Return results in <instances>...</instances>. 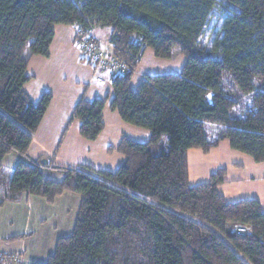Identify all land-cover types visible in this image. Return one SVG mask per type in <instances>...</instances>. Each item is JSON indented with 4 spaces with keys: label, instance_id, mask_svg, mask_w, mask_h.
Wrapping results in <instances>:
<instances>
[{
    "label": "trees",
    "instance_id": "obj_1",
    "mask_svg": "<svg viewBox=\"0 0 264 264\" xmlns=\"http://www.w3.org/2000/svg\"><path fill=\"white\" fill-rule=\"evenodd\" d=\"M215 7L221 26L202 44ZM60 24L85 35L111 30L110 52L125 67L110 71V107L151 132L148 142L123 136L117 149L125 160L114 172L84 166L54 181L39 163L3 165L8 153H27L52 100L46 92L34 104L25 91V51L48 56ZM147 48L161 59L184 54L185 65L132 88ZM107 101L77 104L84 138L103 131ZM223 140L264 162V0H0V205L23 193L48 201L66 190L82 196L73 233L45 262L31 264H264L260 202H227L218 192L223 170L189 183L188 150L207 153Z\"/></svg>",
    "mask_w": 264,
    "mask_h": 264
},
{
    "label": "crops",
    "instance_id": "obj_2",
    "mask_svg": "<svg viewBox=\"0 0 264 264\" xmlns=\"http://www.w3.org/2000/svg\"><path fill=\"white\" fill-rule=\"evenodd\" d=\"M54 28L48 56L26 53L30 79L24 86L34 104L46 92L52 94V100L27 153L12 151L4 157L3 165L14 169L20 161L42 165L41 161L46 160L41 170L47 179L54 181H62L67 171L81 170L84 166L114 172L125 160L117 149L123 136L148 142L151 132L125 122L110 107L111 72L83 60L78 45L79 28L62 24ZM110 35L109 28L96 27L86 36L110 51ZM171 60L158 58L152 49H145L131 87L136 88L146 75L180 73L185 58L180 59L179 69L173 68ZM94 98L108 101L103 110V131L97 139L88 140L81 135V121L74 117V111L81 99ZM187 162L191 186L206 183L223 170L224 180L218 185V192L226 201L257 199L264 211V162H256L250 155L234 150L228 140L207 153L199 148L189 149ZM81 202L80 194L66 190L54 201L23 193L18 199L0 205V264L45 262L54 253L57 240L73 233Z\"/></svg>",
    "mask_w": 264,
    "mask_h": 264
},
{
    "label": "built area",
    "instance_id": "obj_3",
    "mask_svg": "<svg viewBox=\"0 0 264 264\" xmlns=\"http://www.w3.org/2000/svg\"><path fill=\"white\" fill-rule=\"evenodd\" d=\"M78 45L83 57L95 63L99 69L109 68L110 71L117 72L125 67L109 50L102 48L97 41L83 33L79 34ZM240 231H245V229L242 228Z\"/></svg>",
    "mask_w": 264,
    "mask_h": 264
},
{
    "label": "rangeland",
    "instance_id": "obj_4",
    "mask_svg": "<svg viewBox=\"0 0 264 264\" xmlns=\"http://www.w3.org/2000/svg\"><path fill=\"white\" fill-rule=\"evenodd\" d=\"M221 5H224L223 2L220 3ZM221 21H222V14H221V9L219 7H215L213 9V12L210 15L209 21L206 25L205 31L201 37L200 42L202 44H210L214 37L217 34V31L219 30L220 26H221ZM103 48V47H102ZM106 49V48H105ZM107 50V49H106ZM30 50L27 48L25 51V55L26 53H28ZM183 57L185 58V61L183 63V66L185 65L186 62V56H184V54H180L178 55L176 58H174L173 60H171V63L173 65L174 69H179L180 65H179V61L180 59H183ZM183 68V67H182ZM216 137V135L214 134H210V138L211 140H213ZM167 141H168V136L166 134H164L159 142L160 145H162V147L167 146ZM42 165H45L43 163H41ZM40 165V167L42 166Z\"/></svg>",
    "mask_w": 264,
    "mask_h": 264
},
{
    "label": "water",
    "instance_id": "obj_5",
    "mask_svg": "<svg viewBox=\"0 0 264 264\" xmlns=\"http://www.w3.org/2000/svg\"><path fill=\"white\" fill-rule=\"evenodd\" d=\"M42 163L46 165L47 164V161L46 160H43Z\"/></svg>",
    "mask_w": 264,
    "mask_h": 264
},
{
    "label": "clouds",
    "instance_id": "obj_6",
    "mask_svg": "<svg viewBox=\"0 0 264 264\" xmlns=\"http://www.w3.org/2000/svg\"><path fill=\"white\" fill-rule=\"evenodd\" d=\"M93 39V38H92ZM96 41V40H95ZM103 47V46H102ZM104 48V47H103Z\"/></svg>",
    "mask_w": 264,
    "mask_h": 264
}]
</instances>
